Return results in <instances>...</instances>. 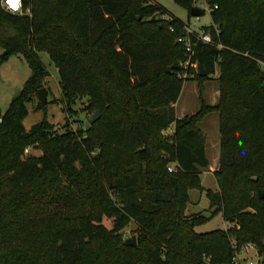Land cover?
Listing matches in <instances>:
<instances>
[{"label": "trees", "instance_id": "obj_1", "mask_svg": "<svg viewBox=\"0 0 264 264\" xmlns=\"http://www.w3.org/2000/svg\"><path fill=\"white\" fill-rule=\"evenodd\" d=\"M175 1L191 15L197 0ZM204 2L212 42L198 40L191 61L208 74L188 67L186 78L176 38L188 22L157 16L166 13L154 0L0 5V65L19 53L30 69L0 108V264H232L246 242L264 264V0ZM38 51L57 68L64 111L87 96L95 120L59 131L42 118L25 129L26 103L49 74ZM216 67L209 104L203 81ZM190 78L199 107L178 117L174 103ZM210 111L219 124L216 188L205 189L208 213H187L209 165L198 123ZM29 144L40 153L22 156ZM217 213L225 227L195 229ZM131 220L135 244L121 236Z\"/></svg>", "mask_w": 264, "mask_h": 264}, {"label": "rangeland", "instance_id": "obj_2", "mask_svg": "<svg viewBox=\"0 0 264 264\" xmlns=\"http://www.w3.org/2000/svg\"><path fill=\"white\" fill-rule=\"evenodd\" d=\"M159 4L166 14L157 16L161 18H168L167 14L178 17L184 22H189L190 25L195 26L199 29L211 24L210 16L208 13L207 6L204 0H197L196 6L204 8V13L200 16H191L188 14L187 9L180 5L175 0H154ZM201 24V25H200ZM2 52V47L0 46V53ZM38 54L45 64L49 74L45 77V86L47 87L46 103L43 107H36L37 97L34 96L30 99L27 105V113L24 116L22 122L25 129H28L33 123L45 118L51 122L57 130L61 131L65 128L71 127L76 128L82 125L85 121L89 122L92 113L95 111L93 109L85 108L87 105V96H82L77 99L73 104H71V109L64 111L63 105L60 99V92L58 87V71L54 62L50 59L49 55L45 51H38ZM264 71V64H262ZM30 69L19 53H13L9 58L4 61L0 66V108L4 110L9 102L11 95L19 88L25 78L29 75ZM217 67L215 74H210V77L205 80L204 90L201 92L202 96L205 98L206 102H211L210 93L213 86H218V81L216 79ZM199 96L200 90L196 79L190 78L183 81L180 93L175 102V111L177 115H183L187 113H192L196 111L199 107ZM215 123L212 124V120ZM218 124V114L216 111H210L206 116L198 123L200 129L205 130L208 137H213V134H218L217 129ZM215 126V127H214ZM167 133L170 131L167 129ZM209 133V134H208ZM27 149H23L22 156L27 155H38L40 153L39 147H34L31 144L25 146ZM209 156L211 152L208 150ZM202 189L191 188L189 190V201L186 206V212H196L202 211L203 213H208V200L205 195V189H213L215 184V179L213 175L201 172L200 173ZM226 222L222 219L219 213L212 216L209 220L204 223L195 226L197 231L210 230L215 227H223ZM135 235L136 239V224L131 220L126 224L121 230L122 238H128ZM248 254L251 257L256 256V250L254 247L249 248L247 251H242L240 255Z\"/></svg>", "mask_w": 264, "mask_h": 264}, {"label": "built area", "instance_id": "obj_3", "mask_svg": "<svg viewBox=\"0 0 264 264\" xmlns=\"http://www.w3.org/2000/svg\"><path fill=\"white\" fill-rule=\"evenodd\" d=\"M0 5L11 12H21L22 0H19L17 10L12 9L10 0H0ZM183 28L184 31L177 36L176 41L182 43L184 53L186 55V58L180 62V65L183 67V70L179 71L178 74L186 78L193 74L188 71V67H193L196 69V62L191 61V56L194 54V47L197 41L201 40L205 42H212V38L209 32L196 28L190 25L189 23L184 25ZM168 130L171 131V127H169ZM168 169H171V166H168ZM232 244L233 246H235L234 240H232ZM252 247L253 244L251 242H246L242 245L240 250L235 249L231 257L232 264H260V257L257 251L256 256L254 258L248 254L240 255L242 251H247L249 248Z\"/></svg>", "mask_w": 264, "mask_h": 264}, {"label": "crops", "instance_id": "obj_4", "mask_svg": "<svg viewBox=\"0 0 264 264\" xmlns=\"http://www.w3.org/2000/svg\"><path fill=\"white\" fill-rule=\"evenodd\" d=\"M200 16V15H198ZM197 17V16H195ZM211 21V19H210ZM189 23V22H188ZM201 25V24H200ZM195 27V26H194ZM197 28V27H196ZM9 58V57H8ZM1 66V65H0ZM205 80L203 81V87H205L204 85ZM204 90V88H203ZM211 96V102H207L209 104H214L217 100V96H218V86L215 87L213 86V89L210 93ZM205 99V98H204ZM176 102V101H175ZM175 106V103H174ZM177 115V114H176ZM207 115V114H206ZM205 115V116H206ZM178 117L180 115H177ZM215 123V120L213 118L212 120V124ZM215 127V126H214ZM217 129H218V134L215 135L213 134V137L211 138L210 136L208 137L207 133L205 130H202L204 135H205V150H206V155L208 157L209 160V165L208 167H206L205 169L202 170V172H206L209 173L211 175H213V170L217 167V162H218V156H219V124H217ZM209 134V133H208ZM208 150L211 152V156H209L208 154ZM214 177V176H213ZM215 179V178H214ZM216 188V181L214 184L213 189ZM220 214V213H219ZM221 215V214H220ZM226 222V221H225ZM228 222H226L227 225ZM226 225H224L223 227H225Z\"/></svg>", "mask_w": 264, "mask_h": 264}, {"label": "water", "instance_id": "obj_5", "mask_svg": "<svg viewBox=\"0 0 264 264\" xmlns=\"http://www.w3.org/2000/svg\"><path fill=\"white\" fill-rule=\"evenodd\" d=\"M189 13L191 14V16H198V15H202L204 13V10L203 8L199 7V6H196V5H192L190 8H189ZM196 69H197V73L199 75H206L208 74L207 70H205L204 68H202L201 65L197 64L196 65ZM47 88L46 86H41L39 87L37 90H36V97L37 99L42 103H46V96H47ZM99 116V111L98 110H95L92 115H91V119L90 121L92 120H95L97 117ZM85 123L88 125L89 122H86ZM261 192V190L259 191ZM125 243L127 244H135L136 243V239H135V235H132L128 238H125Z\"/></svg>", "mask_w": 264, "mask_h": 264}, {"label": "clouds", "instance_id": "obj_6", "mask_svg": "<svg viewBox=\"0 0 264 264\" xmlns=\"http://www.w3.org/2000/svg\"><path fill=\"white\" fill-rule=\"evenodd\" d=\"M18 3H19V0H16L15 6H13V5L11 4V7H12L13 10H17Z\"/></svg>", "mask_w": 264, "mask_h": 264}, {"label": "snow or ice", "instance_id": "obj_7", "mask_svg": "<svg viewBox=\"0 0 264 264\" xmlns=\"http://www.w3.org/2000/svg\"><path fill=\"white\" fill-rule=\"evenodd\" d=\"M10 3L15 6L16 0H10Z\"/></svg>", "mask_w": 264, "mask_h": 264}]
</instances>
